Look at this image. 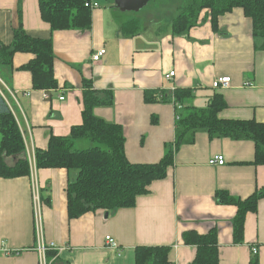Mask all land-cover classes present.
<instances>
[{
  "label": "crops",
  "instance_id": "1",
  "mask_svg": "<svg viewBox=\"0 0 264 264\" xmlns=\"http://www.w3.org/2000/svg\"><path fill=\"white\" fill-rule=\"evenodd\" d=\"M94 1L99 6L92 9L89 28L52 30L40 16L38 0H0V44L11 42L19 23L30 36L52 39L57 88H33L31 73L20 69L33 58L31 53L16 52L11 67L0 66V94L16 118L27 157L34 159L51 135H67L82 122L86 88L104 97L111 93V104L95 106L93 112L122 126L125 154L132 163L159 161L175 140L178 111L187 105L204 108L214 94L226 103L218 112L220 119L264 122V50L255 46L262 40L254 37L252 21L241 8L220 15L217 31L204 11L187 34H173L171 19L140 21L138 32L124 34L120 26L129 20L125 13L110 0ZM102 47L105 54L93 61ZM170 71L174 75L167 78ZM223 76L230 77L228 87H213ZM186 88L192 90L190 100L175 103L173 91ZM147 90L164 91L167 97L145 102ZM191 136L176 148L166 176L152 181L133 207L97 209L70 219L66 187L75 170L35 167L37 211L31 171L0 177V264H38L37 236L61 248L52 249L60 264H134L138 246H169V264H192L197 247L182 240L189 230L201 235L215 231L217 264H264V197L255 212L246 213L243 241L236 243L232 221L237 208L216 196L223 190L246 198L264 185V164L252 163L253 141L204 129ZM217 154L225 162L210 164ZM14 160L6 158L9 164ZM106 235L116 247L107 245ZM252 246L257 247L255 255Z\"/></svg>",
  "mask_w": 264,
  "mask_h": 264
},
{
  "label": "trees",
  "instance_id": "2",
  "mask_svg": "<svg viewBox=\"0 0 264 264\" xmlns=\"http://www.w3.org/2000/svg\"><path fill=\"white\" fill-rule=\"evenodd\" d=\"M94 0H38L41 18L52 30L87 29L91 25L92 9L85 2ZM155 0H150L153 2ZM175 4V15L169 21L175 35L187 34L206 11L212 29L218 30V17L234 8H241L252 21V33L262 42L255 46L264 50V0H162ZM112 3L113 1L110 0ZM114 8H116L113 5ZM117 9V8H116ZM119 10V9H118ZM140 21L132 18L121 23L124 34L139 31ZM16 52L33 55L20 69L31 73L35 89L49 90L58 87L54 75V54L52 39L30 36L21 23L13 32L9 44H0V66H12ZM2 90V89H1ZM3 92V90H2ZM166 98L164 91L147 90L145 102ZM192 97L190 89H175L173 100L184 104ZM111 93L105 97L100 92L86 88L82 93V122L73 125L67 135H51L44 149L34 153L36 168H65L75 170L76 176L66 187L67 212L70 219L78 218L86 212L104 209L133 207L138 196L148 193V186L154 180L163 179L167 168L173 163L176 148L184 140L191 141L196 129H204L211 135L232 139L253 141L255 152L252 163L264 164V122L254 119H220L218 112L226 103L220 94H214L209 105L198 108L187 105L178 111L175 122V140L166 145L162 158L155 163H132L125 154V137L122 126L108 122L94 114L98 105H110ZM191 133L186 138L185 136ZM82 141L83 146H78ZM84 141L90 142L85 146ZM14 157L9 164L7 157ZM30 174V163L26 156L24 140L16 118L6 99L0 94V177L14 178ZM218 201L236 206L233 218V240L243 241L244 219L247 212L257 210L258 201L264 197V185L246 198L230 195L227 191L216 192ZM185 244L197 247L192 264H217V238L214 230L198 234L193 230L182 234ZM169 246H138L135 248L134 264H169ZM49 264H60L55 250L46 252Z\"/></svg>",
  "mask_w": 264,
  "mask_h": 264
},
{
  "label": "built area",
  "instance_id": "3",
  "mask_svg": "<svg viewBox=\"0 0 264 264\" xmlns=\"http://www.w3.org/2000/svg\"><path fill=\"white\" fill-rule=\"evenodd\" d=\"M85 6H89L91 8H96L99 5L96 1H92V2H85ZM105 52H106V50L104 47L99 48L92 55V60L93 61H99L100 58L105 54ZM173 75H174V71H170L168 74H166V77L170 78ZM229 83H230V77L223 76V77L216 78L212 82V86L213 87H228ZM0 92H1V88H0ZM59 98L63 99V96H60ZM179 106L180 105H178V107ZM177 118H178V115L176 114V119ZM27 158H28L29 163H30L31 188H32L34 208L37 211L38 203H39L38 187H37V182H36L35 177L32 176V171H34V169H35V162H34V159L33 158L31 159L30 156ZM208 162L212 165L213 164L214 165L215 164L222 165L225 162V159H224L223 155L217 154V155H214L212 158H210ZM35 219H36V225H37V229H38L39 219H38L37 213H36ZM105 241H106L107 245H109L111 247L117 246V243L115 242V240L110 235L105 236ZM50 249H55L57 252L59 250H61V248L56 247V245L53 242L45 243L40 236H37L36 250H37L38 256H39L38 264H49V262L47 261L46 252ZM251 251H252L253 255L257 254V247L252 246ZM5 252H6V254H9V251L6 250Z\"/></svg>",
  "mask_w": 264,
  "mask_h": 264
},
{
  "label": "rangeland",
  "instance_id": "4",
  "mask_svg": "<svg viewBox=\"0 0 264 264\" xmlns=\"http://www.w3.org/2000/svg\"><path fill=\"white\" fill-rule=\"evenodd\" d=\"M125 16L130 18H137L142 23H149L151 21H166L172 19L175 15V4L173 2H164L162 0H155L149 2L146 6L137 12H124ZM140 22V24H141ZM85 146H89L90 142L84 141Z\"/></svg>",
  "mask_w": 264,
  "mask_h": 264
},
{
  "label": "water",
  "instance_id": "5",
  "mask_svg": "<svg viewBox=\"0 0 264 264\" xmlns=\"http://www.w3.org/2000/svg\"><path fill=\"white\" fill-rule=\"evenodd\" d=\"M113 5L122 12H137L146 6L150 0H112Z\"/></svg>",
  "mask_w": 264,
  "mask_h": 264
}]
</instances>
